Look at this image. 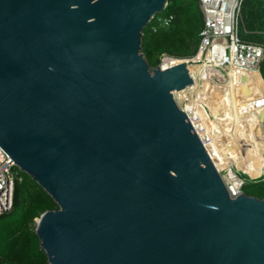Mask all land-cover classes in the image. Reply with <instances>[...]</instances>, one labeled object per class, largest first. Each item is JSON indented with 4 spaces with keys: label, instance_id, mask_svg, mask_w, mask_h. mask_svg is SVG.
Wrapping results in <instances>:
<instances>
[{
    "label": "water",
    "instance_id": "water-1",
    "mask_svg": "<svg viewBox=\"0 0 264 264\" xmlns=\"http://www.w3.org/2000/svg\"><path fill=\"white\" fill-rule=\"evenodd\" d=\"M168 0H0V147L57 203L48 264H264V197H231L145 27ZM264 122V118H263Z\"/></svg>",
    "mask_w": 264,
    "mask_h": 264
},
{
    "label": "trees",
    "instance_id": "trees-1",
    "mask_svg": "<svg viewBox=\"0 0 264 264\" xmlns=\"http://www.w3.org/2000/svg\"><path fill=\"white\" fill-rule=\"evenodd\" d=\"M242 39L264 43V0H244L242 5ZM204 26L199 0H168L164 10L145 27L141 51L151 67L156 66L161 53L186 57L197 52L200 31ZM261 72V73H260ZM260 80L264 96V60L260 65ZM264 103L257 111L254 132L256 148L264 164ZM14 190V209L0 215V264H48L47 255L40 247L34 222L42 212L58 207L54 199L28 174ZM253 171L242 189L246 194L264 197V176ZM258 177V178H254Z\"/></svg>",
    "mask_w": 264,
    "mask_h": 264
},
{
    "label": "bare ground",
    "instance_id": "bare-ground-1",
    "mask_svg": "<svg viewBox=\"0 0 264 264\" xmlns=\"http://www.w3.org/2000/svg\"><path fill=\"white\" fill-rule=\"evenodd\" d=\"M178 58L169 57L163 65L177 63ZM194 84L177 90L181 99L186 101L185 108L191 115L194 124L199 128L206 149L218 170L223 173L225 183H234L236 172L233 169L234 151H240L243 170L250 172L258 155L252 151L257 141L254 125L256 113L264 97L260 94L263 84L259 71L232 69L222 73L206 63L189 64ZM193 71H196L194 75ZM219 79L209 81L208 79ZM193 92L194 97L187 94ZM174 94V95H175ZM204 108L201 112L200 108ZM222 135L219 139L217 135ZM211 144V147L209 145ZM228 152L229 157H225Z\"/></svg>",
    "mask_w": 264,
    "mask_h": 264
},
{
    "label": "built area",
    "instance_id": "built-area-1",
    "mask_svg": "<svg viewBox=\"0 0 264 264\" xmlns=\"http://www.w3.org/2000/svg\"><path fill=\"white\" fill-rule=\"evenodd\" d=\"M243 1L199 0L204 26L200 31L197 52L186 57H176L163 52L159 56L160 61L157 65L165 68L163 62L169 57H174L185 59L189 64L206 63L212 69L222 73L229 72L232 69L257 70L260 72V65L264 60V43L244 40L240 35L241 26L244 23ZM174 64L171 63L167 67ZM187 95L190 96V93ZM175 99L178 105L187 113L188 119L205 146L199 128L194 124L191 115L185 108L186 101L182 105L176 97ZM218 171L223 178V170ZM21 172L14 159L0 147V215L9 213L14 209V190L16 183L22 180ZM236 174L234 183H226L231 197L241 194L243 192L242 187L246 183L245 177L239 172Z\"/></svg>",
    "mask_w": 264,
    "mask_h": 264
},
{
    "label": "rangeland",
    "instance_id": "rangeland-1",
    "mask_svg": "<svg viewBox=\"0 0 264 264\" xmlns=\"http://www.w3.org/2000/svg\"><path fill=\"white\" fill-rule=\"evenodd\" d=\"M174 58V57H173ZM192 65H198V64H192ZM193 73H194V75L196 74V71H193ZM208 79V78H207ZM209 81H216V80H219V79H208ZM220 81V80H219ZM261 91H262V89H261ZM260 94L262 95V92H260ZM191 97H194V94H193V92H191V95H190ZM175 97L177 98V100H178V102L180 103V104H182V105H184V100H182L181 99V93H176L175 94ZM264 97V96H263ZM183 101V102H182ZM262 105V104H261ZM261 107V106H260ZM200 111L201 112H203L204 111V108H200ZM256 115H257V113H256ZM256 123V122H255ZM255 126V125H254ZM222 135H220V134H218L217 135V137L216 138H220ZM256 144H257V141L255 142V144L252 146V151L254 152V153H256L257 155H258V159L256 160V162H255V164H254V167H253V169L250 171V172H246V171H244L243 170V168H242V166H243V160H242V158H241V155H240V151H239V149L238 150H236V151H234V153H233V160H234V166H233V169H234V171L237 173V172H239L242 176H244V174L245 175H248L249 176V174L251 173V172H253V171H259V172H261L262 174L260 175V176H258V177H261V176H264V164H262V161H261V159H260V152L257 150V148H256ZM209 147H211V144L209 145ZM224 153H225V157L226 158H228L230 155H229V153L228 152H225V151H223ZM226 171H223V173H225ZM250 178H253V177H251V176H249ZM258 177H254V178H258ZM34 227L36 226V223L34 222Z\"/></svg>",
    "mask_w": 264,
    "mask_h": 264
}]
</instances>
